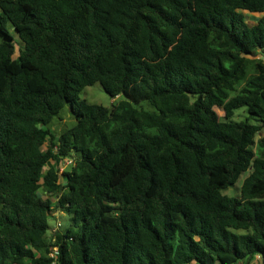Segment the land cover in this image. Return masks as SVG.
Instances as JSON below:
<instances>
[{"label":"trees","instance_id":"16d2710c","mask_svg":"<svg viewBox=\"0 0 264 264\" xmlns=\"http://www.w3.org/2000/svg\"><path fill=\"white\" fill-rule=\"evenodd\" d=\"M244 12L264 0H0V264H264V15ZM97 82L122 98H81Z\"/></svg>","mask_w":264,"mask_h":264},{"label":"rangeland","instance_id":"374dc122","mask_svg":"<svg viewBox=\"0 0 264 264\" xmlns=\"http://www.w3.org/2000/svg\"><path fill=\"white\" fill-rule=\"evenodd\" d=\"M264 14H255L251 12H244V17L245 20L248 24H253L256 21L259 20ZM11 33L13 31L11 30ZM7 39V37L0 32V42ZM81 98L86 99L90 103H96V104H101L104 106H112L113 102L119 101L122 97H117L113 99L103 88L101 83L97 82L94 85L87 86L83 92L81 93ZM139 107L144 108L146 110L150 111H155V108L149 103V102H141ZM217 113L219 114L221 119H224V111L218 107L215 108ZM248 116V112L246 110V107H243L239 110H237L235 116L233 119L240 121V120H245ZM252 122L254 124L260 123V119L256 116H253ZM76 123V119L71 113L70 107L66 106L62 112L60 113L59 116H57L49 125V127L52 129V131L55 133V135H60L64 130L67 128L73 126ZM71 160H65L60 167V173L66 169L67 167H70L71 165ZM52 166V162H49L47 164V168ZM248 172L242 173L239 180L232 186L228 187L227 189L223 190L224 194H227L232 197H239L241 195V187L244 182V179L248 175ZM63 181V179H61ZM50 225L53 227L58 226L60 223L61 229L65 230L68 228V226L71 223V214H69L67 211L62 212L58 211L57 213L54 214V217L49 220ZM52 227V228H53ZM50 234V233H49ZM254 261V259L252 260ZM197 264V263H196ZM216 264H221V263H216ZM236 264V263H233Z\"/></svg>","mask_w":264,"mask_h":264},{"label":"built area","instance_id":"2783aa9c","mask_svg":"<svg viewBox=\"0 0 264 264\" xmlns=\"http://www.w3.org/2000/svg\"><path fill=\"white\" fill-rule=\"evenodd\" d=\"M61 224V223H60ZM59 224V225H60ZM57 248H55V250L53 251V253H52V255H54L55 254V256L57 255ZM236 264H245L244 263V261H239V262H237ZM249 264H262V262H261V257L258 255V256H256L255 258H254V261H251Z\"/></svg>","mask_w":264,"mask_h":264}]
</instances>
